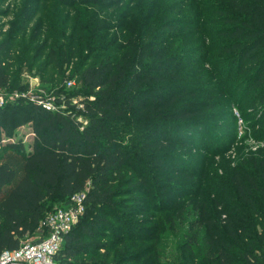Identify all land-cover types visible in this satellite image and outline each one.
Here are the masks:
<instances>
[{"label":"trees","instance_id":"obj_1","mask_svg":"<svg viewBox=\"0 0 264 264\" xmlns=\"http://www.w3.org/2000/svg\"><path fill=\"white\" fill-rule=\"evenodd\" d=\"M56 1L76 11L70 56L79 45L87 51L73 69L82 86L58 90L56 111L25 100L0 107V130L12 135L31 122L36 132L31 151L22 141L0 145V254L29 236L43 238L42 222L56 209L54 202L67 204L84 192L85 212L65 234L57 262L81 263L73 258L91 247H108L99 256L92 252L91 263L121 264L108 259L113 245L92 246L85 237L101 236L107 218H119L121 197L146 207L166 190L161 175L175 168L184 178L192 174L173 152L202 149L210 122L199 115L219 100L215 96L249 98L264 112V0ZM105 31L112 40L104 39ZM5 47L9 53L10 42ZM9 80L0 64V88H11ZM260 125L264 136V116L254 127ZM152 169L160 171L153 178ZM255 170L232 168V191L219 186L228 191L223 199L203 200L202 187H210L199 176L191 199L158 209L173 221L186 209L192 214L181 240L183 264H264V162ZM180 189L182 197L187 189ZM154 230L161 232V222ZM148 237L158 241L160 235ZM115 239L126 242L124 236ZM155 243L125 256L122 264H140L144 257L146 264H161Z\"/></svg>","mask_w":264,"mask_h":264},{"label":"rangeland","instance_id":"obj_2","mask_svg":"<svg viewBox=\"0 0 264 264\" xmlns=\"http://www.w3.org/2000/svg\"><path fill=\"white\" fill-rule=\"evenodd\" d=\"M165 1L160 0V3L163 4ZM75 15L74 9L56 0H0V64L9 74L11 87L3 91L28 90L30 94L52 98L58 106L56 103L58 90L62 88L64 92H71L81 89L82 83L73 69L86 56L87 51L79 45V50L70 56L74 50L70 47V40L74 33L72 21ZM101 32L102 30L99 31V35ZM104 35L106 36L104 39L109 41L113 38L112 32L105 31ZM9 42L10 52L5 53L6 43ZM53 48L54 54L51 52ZM67 58L70 61L63 63ZM215 98L219 100L214 102L213 107L203 110L202 115H199L210 122L208 128L204 129L205 137L200 140L203 141L202 149L177 147L173 152L177 155L175 161H178L179 165L182 163L181 166L191 170L192 174L188 173L184 178L175 168L170 170V173L161 175L160 178L165 179L162 180V186L165 185L166 190L157 195L154 204L146 207H134V201L129 196L121 197L119 200L122 201L119 202L124 207L116 209L119 218H107V228L99 227L101 236L90 239L85 237L84 240H89L92 246L97 242L113 245L109 252L110 262L117 261L122 264L125 256L139 253L156 241L153 245L154 251L161 264H183L184 251L181 240L187 229V220L192 218V214L186 209L182 216L173 217V221L163 216L164 211L159 212L158 209L160 207L171 209L165 207L180 206L186 199H191L193 195L190 189L196 179L201 180L199 176H202L205 179L202 181L208 183L210 187V189L202 187V192L206 190L203 200L226 198L225 193L228 191L224 192L219 186L224 185L226 190L232 191L230 180L232 168L240 165L242 168L246 167L249 173L256 174L257 170L252 173L253 169H257L264 162V136H260L263 128L261 125L254 127L255 121L264 116L263 108H256L259 103L251 104L249 98L241 102L239 95L234 98L227 95ZM13 101L16 100H10L7 104ZM78 101L79 97H76L73 102ZM78 119L86 123L84 118ZM121 136L124 137L126 144H131L128 134ZM35 137L33 124L29 122L16 127L12 135L0 130V145L4 146L9 141H22L27 150L31 151ZM211 140L214 141L212 147L209 145ZM165 149L172 148L168 146ZM178 158L182 160L179 161ZM149 167L150 165H146L147 170ZM156 173L160 171L152 169L151 177H155ZM181 187H186L187 192L179 197ZM65 205L67 204L64 200H56L53 207ZM101 213L99 212L98 216ZM78 222L79 220L74 225H78ZM160 222L162 230L158 233L154 227ZM148 228H152L149 229V233ZM150 233L154 236L160 235L158 241L149 238ZM116 235L124 236L126 242L116 240ZM38 239L39 234L29 236L26 241L34 242ZM107 249L109 248L91 247L88 249L90 253L87 250L73 260L82 259L81 263L77 264H90L93 260L90 256L92 252L99 256L98 254L106 252ZM259 253L262 252L258 251ZM148 260L149 257H144L140 264H146Z\"/></svg>","mask_w":264,"mask_h":264},{"label":"built area","instance_id":"obj_3","mask_svg":"<svg viewBox=\"0 0 264 264\" xmlns=\"http://www.w3.org/2000/svg\"><path fill=\"white\" fill-rule=\"evenodd\" d=\"M10 100L32 101L48 111L58 109L52 98L36 96L28 90L3 91L0 88V107ZM85 196L84 192L77 193L67 205L50 212L42 222L46 235L34 242L23 241L16 249L4 250L0 254V264H59L55 257L64 243L65 234L85 212Z\"/></svg>","mask_w":264,"mask_h":264}]
</instances>
